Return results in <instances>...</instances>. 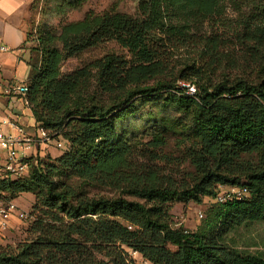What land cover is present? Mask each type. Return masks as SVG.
Wrapping results in <instances>:
<instances>
[{
    "label": "trees",
    "instance_id": "obj_1",
    "mask_svg": "<svg viewBox=\"0 0 264 264\" xmlns=\"http://www.w3.org/2000/svg\"><path fill=\"white\" fill-rule=\"evenodd\" d=\"M34 40L26 105L68 146L49 161L32 155L27 177H0L7 200L34 190L37 211L32 238L0 264H135L130 250L154 264H264L211 235L223 217L264 221V0H139L136 14L89 11ZM109 41L130 57L107 53L62 72L68 58ZM170 44L200 49L172 65ZM179 64L185 88L168 78ZM168 88L194 123L173 147L164 132H119L134 100ZM67 172L114 193L74 188ZM220 185L247 194L215 201L206 232L175 226V201L201 203Z\"/></svg>",
    "mask_w": 264,
    "mask_h": 264
},
{
    "label": "rangeland",
    "instance_id": "obj_2",
    "mask_svg": "<svg viewBox=\"0 0 264 264\" xmlns=\"http://www.w3.org/2000/svg\"><path fill=\"white\" fill-rule=\"evenodd\" d=\"M138 3L139 0H34L30 4V14L27 18L30 43L35 44L34 39H36L40 30H59L63 22L81 19L89 11L101 13L109 9H115L136 14ZM170 47L173 53L172 65L185 59L194 58L198 55L200 49L193 50L192 47L176 49L171 44ZM107 53L130 57L127 49L121 47L115 41L104 42L65 60L62 64V72H71L75 68ZM179 68H181V64L177 66L175 73L168 76V78L177 79L179 88L188 87L189 82L178 74ZM189 90L191 91L190 87ZM178 94L177 88H168L158 94L137 98L131 108L126 110L127 115L120 120L119 132L126 134L128 137H148L150 133L155 131L164 132L169 136L170 147H173L183 131L187 132L194 127L191 115L175 104ZM64 145L68 146L67 143ZM39 150L36 148L33 153ZM65 150V147H59L52 143L44 148L42 157L49 161L61 155ZM27 175L24 174L19 177H27ZM61 179L74 188L87 191L90 195H111L114 193L108 188L85 183L70 172L61 175ZM230 187L229 185H220L219 189L223 191ZM7 195L5 191L1 190L0 200H7ZM13 199L35 218L37 211L33 210V204L36 200L34 190L21 192ZM218 207L219 204L215 202L214 198L208 196L201 203L183 202L179 199L175 201L172 208L175 226H183L193 232H206L208 222L214 217ZM30 224L31 222L27 220L18 222L6 232V235L0 239V256L15 250L21 243L32 238L29 231ZM211 235L244 253L259 254L264 257V221L232 224L223 217L217 223V226L213 228ZM130 255L135 264H154L136 251L130 250Z\"/></svg>",
    "mask_w": 264,
    "mask_h": 264
},
{
    "label": "crops",
    "instance_id": "obj_3",
    "mask_svg": "<svg viewBox=\"0 0 264 264\" xmlns=\"http://www.w3.org/2000/svg\"><path fill=\"white\" fill-rule=\"evenodd\" d=\"M32 1L0 0V121L11 120L27 131L33 130L36 120L12 87L26 83L31 73L27 63L32 55L31 43L25 41ZM2 46L7 49L2 50Z\"/></svg>",
    "mask_w": 264,
    "mask_h": 264
},
{
    "label": "built area",
    "instance_id": "obj_4",
    "mask_svg": "<svg viewBox=\"0 0 264 264\" xmlns=\"http://www.w3.org/2000/svg\"><path fill=\"white\" fill-rule=\"evenodd\" d=\"M6 50V46L1 47ZM194 91V87H190ZM19 99L27 104V85L20 84L12 87ZM4 125H8L6 128ZM55 143L59 147H66V142L61 137H54L43 126L35 124L33 130L25 128L11 120L0 121V177L16 178L27 174L32 162V155L41 154L46 146ZM40 149L36 153L34 149ZM247 194L246 188L231 186L227 190H219L214 200L222 203L232 197L241 198ZM32 214L12 200H0V239L15 224L22 221H29Z\"/></svg>",
    "mask_w": 264,
    "mask_h": 264
}]
</instances>
